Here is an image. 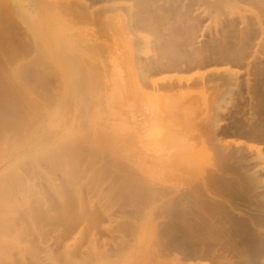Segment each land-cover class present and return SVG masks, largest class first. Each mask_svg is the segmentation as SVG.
Masks as SVG:
<instances>
[{"label":"rangeland","instance_id":"1","mask_svg":"<svg viewBox=\"0 0 264 264\" xmlns=\"http://www.w3.org/2000/svg\"><path fill=\"white\" fill-rule=\"evenodd\" d=\"M0 264H264V0H0Z\"/></svg>","mask_w":264,"mask_h":264},{"label":"bare ground","instance_id":"2","mask_svg":"<svg viewBox=\"0 0 264 264\" xmlns=\"http://www.w3.org/2000/svg\"><path fill=\"white\" fill-rule=\"evenodd\" d=\"M145 124H146V123H145ZM148 124H149V123H148ZM143 126H144V125H143ZM153 126H154V125H153ZM140 131H141V130H140ZM141 132H142V131H141ZM146 132H147V131H146ZM142 133H143V132H142ZM144 133H145V132H144ZM149 133H150V132H148V135H149ZM138 134H140V133H138ZM155 134H156V133H155ZM142 135H143V134H142ZM146 135H147V133H146ZM146 135H145V136H146ZM148 135H147L146 137H144V138L149 137ZM150 135H151V134H150ZM158 135H159V133H158ZM138 136H139V135H138ZM140 137H141V135H140L139 137H137V138L140 139ZM144 138H143V139H144ZM155 139H156V138H155ZM141 140H142V139H140L139 141H141ZM146 140H147V139H146ZM151 140H152V138H151ZM149 141H150V140H149ZM159 141H160V139H159ZM142 142H143V141H142ZM144 143H145V141H144ZM138 144H139V143H138ZM155 144H156V143H155ZM155 144H154V145H155ZM138 146H141V147H142V144H141V145H138ZM144 146H145V145H144ZM158 146H159V145H158ZM136 147H137V146H136ZM145 147H146V146H145ZM147 147H148V146H147ZM149 147H150V145H149ZM137 148H139V147H137ZM143 149H144V148H143ZM148 149H149V148H148ZM152 149H153V148H152ZM143 151H144V150H143ZM151 151H152V150H151ZM140 152H141V150H140ZM145 152H147V150H145ZM258 157H259V154H254V159H255V158L258 159ZM260 158L263 159V155H261Z\"/></svg>","mask_w":264,"mask_h":264}]
</instances>
